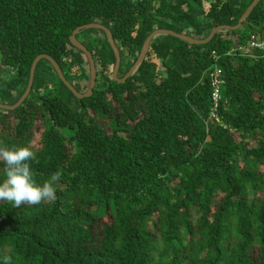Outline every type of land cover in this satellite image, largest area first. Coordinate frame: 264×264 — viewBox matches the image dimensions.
Masks as SVG:
<instances>
[{
  "label": "trees",
  "instance_id": "obj_1",
  "mask_svg": "<svg viewBox=\"0 0 264 264\" xmlns=\"http://www.w3.org/2000/svg\"><path fill=\"white\" fill-rule=\"evenodd\" d=\"M252 1L0 0V104L21 98L41 54L86 93L90 61L70 40L80 26L111 30L122 79L156 29L204 39ZM263 38L260 0L241 28L206 44L156 36L121 82L106 33L82 30L97 77L81 99L40 60L26 100L0 109V148L33 150L38 183L59 174L57 199L0 201V264H264V51L239 49ZM215 65L220 121L210 115Z\"/></svg>",
  "mask_w": 264,
  "mask_h": 264
},
{
  "label": "water",
  "instance_id": "obj_2",
  "mask_svg": "<svg viewBox=\"0 0 264 264\" xmlns=\"http://www.w3.org/2000/svg\"><path fill=\"white\" fill-rule=\"evenodd\" d=\"M260 0H253L252 3L249 5V7L247 8V10L244 12V14L241 16V18L239 19L238 23L236 25H221L218 27H215L214 29H212V31L210 32V34L204 38V39H198V38H194L191 37L189 35L183 34V33H179L177 31L171 30V29H156L155 31H153L145 40L142 51L138 57V59L136 60V62L134 63V65L131 67V69L129 70V72L124 76V78L119 79L118 78V72L120 69V65H121V55L119 52V49L115 43V39L114 36L111 32V30L101 24V23H91V24H87L84 26H80L77 29L74 30L73 34L70 36V40L72 42V44L77 47L78 49H80L81 51H83L89 61H90V71H91V81H90V85H89V90L86 93H81L79 92L65 77L60 65L57 63V61L49 54H41L39 56L36 57V59L34 60L32 67H31V72H30V78H29V83L27 86V89L25 91V93L21 96V98L14 104V105H5V104H0V109H8V110H14L17 107H19L25 100L26 98L29 96L31 90H32V86H33V82H34V77H35V72H36V68L37 65L39 63L40 60L42 59H47L51 62V64L53 65L54 69L56 70L58 76L60 77V79L63 81V83L72 91V93L79 99L87 97L92 95L93 93V88L96 85V77H97V73H96V66H95V62H94V58L91 54V52L87 49V47L81 43L78 39H77V34L80 33L82 30L85 29H90V28H99L101 30H103L107 37H108V41L111 44L115 56H116V64L114 67V71H113V78L115 80H119L121 82H125L129 77H131L136 71L137 69L140 67V65L143 63L149 48H150V44L152 42V40L161 34L164 35H171L173 37H177L179 39L185 40L187 42L190 43H194V44H206L208 42H210L213 37L216 35V33H218L221 30H237L239 28H241L244 25L245 20L248 18V16L252 13V11L254 10L255 6L259 3Z\"/></svg>",
  "mask_w": 264,
  "mask_h": 264
},
{
  "label": "clouds",
  "instance_id": "obj_3",
  "mask_svg": "<svg viewBox=\"0 0 264 264\" xmlns=\"http://www.w3.org/2000/svg\"><path fill=\"white\" fill-rule=\"evenodd\" d=\"M35 158V152L27 146L0 148V164L3 165L0 201H6L14 208L56 201L54 185L60 179L59 174H52L43 183H38L30 167V161ZM3 264H8V261Z\"/></svg>",
  "mask_w": 264,
  "mask_h": 264
},
{
  "label": "built area",
  "instance_id": "obj_4",
  "mask_svg": "<svg viewBox=\"0 0 264 264\" xmlns=\"http://www.w3.org/2000/svg\"><path fill=\"white\" fill-rule=\"evenodd\" d=\"M241 51L244 53H251L255 49H259L264 51V38L262 40H254L251 42L250 46L248 47H239ZM214 59L218 60L220 55L217 53H213ZM210 78H211V84H212V103H213V110L211 111L210 115L212 119L216 121H220V118L217 114V110L220 106V102L222 100L221 95V85L224 83V80L222 78V70L218 65H215L213 70L210 72Z\"/></svg>",
  "mask_w": 264,
  "mask_h": 264
},
{
  "label": "rangeland",
  "instance_id": "obj_5",
  "mask_svg": "<svg viewBox=\"0 0 264 264\" xmlns=\"http://www.w3.org/2000/svg\"><path fill=\"white\" fill-rule=\"evenodd\" d=\"M42 129H39L38 131L35 132L34 134V140H33V145L35 148L39 147V141H40V135H41ZM264 169V167H262Z\"/></svg>",
  "mask_w": 264,
  "mask_h": 264
}]
</instances>
